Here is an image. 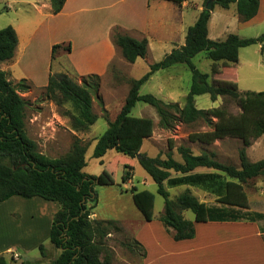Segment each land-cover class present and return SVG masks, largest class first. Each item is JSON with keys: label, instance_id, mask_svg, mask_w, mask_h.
Wrapping results in <instances>:
<instances>
[{"label": "trees", "instance_id": "1", "mask_svg": "<svg viewBox=\"0 0 264 264\" xmlns=\"http://www.w3.org/2000/svg\"><path fill=\"white\" fill-rule=\"evenodd\" d=\"M49 1L51 12L56 14L62 9L65 0ZM169 1L180 5L186 0ZM206 1L204 0V4ZM214 4L222 8L235 4L240 20L247 21L256 15L259 0H214L210 10L202 8L195 22L187 28L184 43L173 47L160 60L150 63L149 70L143 76L130 80V88L119 112L97 137L92 152L93 157L100 158L113 149L137 158L157 184V192L164 198V208L158 219L167 231L173 230L172 238L175 241L190 239L195 235L194 222L181 214L184 209L193 212L195 222L238 219L228 217L222 209L208 206L189 191L172 199L164 182L172 186L205 185L216 174L195 170L212 169L226 177L221 182L217 202L226 206L249 208L245 183L257 176L264 179V158L251 161L246 153V148L254 140L264 137V90L241 93L235 86L209 82L211 75L218 74L221 67H233L232 64L238 62L240 48L261 44V50H264V33L246 38L235 33H228L222 40L209 38L208 21ZM112 39L128 62L144 58L148 52L146 38L137 39L114 30ZM17 41L16 31L12 26L0 29V62L13 57ZM53 51L54 46L52 53ZM200 52H204L206 58L212 61L211 73L200 71L193 63L192 58ZM177 63L186 64L191 72L190 87L183 105L177 101H164L152 93L139 92L141 85L154 72ZM99 86L100 78L97 74L81 76V80L77 82L65 73H50L45 91L47 95L57 97V103L64 101L70 104L71 110L67 113L73 130L86 131L98 118L93 110V102L95 98L99 100ZM30 88L31 84L26 78L13 83L7 77V72L0 68V202L17 195L23 198L39 197L57 205L48 238L59 253L46 264H106L107 261L100 260L98 255L104 249L103 239L114 225V220L90 217V206L87 204L90 202L91 206H95L97 195L94 185L98 181L95 175L83 170L87 145L75 137L69 151L62 156L48 157L41 153L36 142L27 135L25 127L28 101L21 93ZM201 94H208L212 100L219 96L230 98L237 103L240 111L230 114L219 107L197 108L195 97ZM138 101L154 108L158 125L163 129H172L178 122L192 123L198 120L211 128L190 133L188 139L191 141L210 144L224 137L239 138L243 144L238 150L239 164L222 163L215 159L212 151L203 150L195 154L183 144L176 147L179 159L171 154L161 158L140 152L144 139L152 135L154 121L150 117H131V111ZM124 168L121 183H126L133 177L134 167L127 163ZM128 191L143 218L151 221L155 194L146 188L138 189L135 185H131ZM263 217L264 214H260L253 218ZM134 244L141 246L136 240ZM39 250L44 253L43 244L39 245ZM19 258L20 255L18 258H14L12 254L8 258L0 255V264H43Z\"/></svg>", "mask_w": 264, "mask_h": 264}, {"label": "rangeland", "instance_id": "2", "mask_svg": "<svg viewBox=\"0 0 264 264\" xmlns=\"http://www.w3.org/2000/svg\"><path fill=\"white\" fill-rule=\"evenodd\" d=\"M129 1L105 0L102 4L105 7L101 6L88 13L78 12L76 15L82 17L83 20L86 17L94 18V23L82 21L65 31L53 24L55 17L46 16V11L39 14L32 4L22 3L19 0H0V29L12 26L19 42L15 59L0 62V68L7 72V77L13 83L26 78L31 84L29 90L21 93L28 101L25 127L27 135L36 142L41 153L48 157L62 156L69 151L75 137L87 145L86 165L83 170L95 175L98 181L94 185L97 195L95 206H91L90 202L87 204L90 206V217L114 220V225L103 239L104 249L99 253V259L107 261L106 264H144L147 255V264H194L195 256L191 252L193 242L175 241L172 238L173 230L167 231L159 221L158 218L164 208V198L157 192V184L139 164L137 158H131L113 149L108 150L100 158L92 156L97 137L105 131L109 121H112L119 112L130 88V80L143 76L149 70L150 63L160 60L172 47L181 45L187 28L198 17V10L189 6L184 8L181 16L174 22L172 13L164 9L163 14L169 18V21L165 31H162L163 40L150 39L148 52L144 58L139 57L133 63L128 62L113 43L114 49H112L109 60L102 63L109 51L103 45L95 46L93 39L101 35L104 28L103 21L109 20L114 12H116L114 16L118 13L121 19L127 21ZM193 1L199 5L202 3V0ZM203 4L202 8H205L206 2ZM162 9L161 5H157L153 7L148 16L155 17L161 13ZM212 12L209 32V37L212 39L223 37L225 33H235L240 37H256L264 33V16L257 22L242 26L238 15L232 14V9L226 10L214 4ZM42 21L44 22L40 24ZM115 30L121 34L141 37L129 28V31H122L118 28ZM159 32L152 31L151 33L156 35ZM65 34L72 39L68 45L61 42ZM56 42L59 44L53 45ZM18 57H20L19 60H17ZM192 61L200 71L211 73L212 61L206 58L204 52L196 54ZM49 73H65L77 82L81 80V76L87 74L99 75V100L95 98L93 102V110L98 118L89 129L86 131L73 130L67 113L71 110L70 104L61 100L57 103V97L46 94V77ZM190 82L191 72L188 66L184 63H177L154 72L141 85L139 92L141 94L152 93L164 101H177L183 105ZM209 82L235 86L241 93L264 90V51H261V46L253 44L240 48L238 62L233 67L224 68L220 75H211ZM195 105L201 109L223 108L230 114H237L240 111L234 100L220 96L212 100L208 94L197 95ZM131 117H150L154 121L152 135L144 139L140 148V152L150 157L165 158L171 154L175 159H179L176 147L183 144L195 154L203 150L212 151L215 159L222 163L239 164L238 150L243 146L239 138L224 137L210 144L188 139L190 133L211 129L202 120L192 123L178 122L172 129H163L158 125V117L154 108L141 101L133 107ZM131 127H133V122ZM251 157L253 159L264 157V150H259L255 155L251 154ZM127 163L134 167L133 177L126 183H121V176L125 170L124 165ZM195 171L211 172L216 175L205 185L172 186L164 182L170 198L175 199L180 193L189 191L208 206L222 209L228 217L252 219L264 214V179L262 176L252 178L245 183V192L250 206L249 208H238L217 202L218 194L221 192V182L226 179L223 173L208 168H198ZM131 185H135L138 189H149L155 194L151 221H146L134 205L128 191ZM38 199L42 200L38 197L35 200ZM50 204L55 203L50 202ZM28 207L23 208L26 228L29 224L26 212ZM33 207L36 208V206ZM181 214L195 223L191 210L184 209ZM42 233H44L43 228L40 229V234ZM135 240L141 246L135 245ZM41 244L47 248L45 253H41L38 247L24 254L19 260H40L44 263L52 261L59 250L50 243L49 239L47 243L43 241ZM185 250L187 253L182 254Z\"/></svg>", "mask_w": 264, "mask_h": 264}, {"label": "crops", "instance_id": "3", "mask_svg": "<svg viewBox=\"0 0 264 264\" xmlns=\"http://www.w3.org/2000/svg\"><path fill=\"white\" fill-rule=\"evenodd\" d=\"M19 1L22 3L27 2L32 4L39 14H43V12L46 11V16L49 15V17H55L56 20H54L53 24H56V27L60 29L62 28L65 31H68L69 28L76 23H82V21H90L94 23V18L86 17L83 20V18L76 15V13L91 12L95 9L101 8V6H104L102 4L105 3V0H65L62 9L58 13L53 14L51 12L49 0ZM203 2L204 0H202L201 5H199V3L193 0H186L178 5L169 0H130L127 3V16L129 15L127 21L121 19L118 13V16L116 15L117 17L114 16L116 13L114 12L109 20L103 21L104 28L101 35H98V37L93 39L95 46L103 45L110 52H108L106 59L104 61L102 60V63L108 61L111 56V52H113L112 49H114V44L111 32H113L115 28L122 31H127L129 28V30L135 31L141 36L137 37V39L146 38L149 46L150 39L157 38L160 41L163 40L162 31H165L166 25L169 21V18L163 14L164 9L168 10L167 12L172 13L175 22L178 20L179 16H181L184 8L186 7L190 6L196 8L199 14L202 10ZM157 5H161L163 8L161 13L155 17L148 16L149 12L151 14L153 7ZM223 9H232V14H237L235 4H231L229 8ZM212 14L213 12L211 11V16L208 21V36L210 32ZM263 16L264 0H259L256 15L247 21H239L242 26H245L259 21ZM43 22L44 21L40 24ZM140 25L141 27H139ZM152 31L160 32L159 34L154 35L151 33ZM227 34L228 33H225L223 37H217L213 40H222ZM63 36L64 37L61 39V42L64 45H68L70 41L72 42V39L68 34ZM183 43L184 41H182L181 45ZM18 44L19 42L17 41L14 55L8 61H13V59H15L14 57H16L18 53ZM54 44H59V42L53 43V45ZM259 45L261 46V44ZM20 57H18L17 60H19ZM103 57L105 58V55H103ZM233 65L235 64H232V66ZM222 69L223 67H221L220 72L216 75H220L223 71ZM46 78L48 80V76ZM255 150L256 152L264 150V137L261 136L257 138L246 148L247 156L251 161H257L264 158L253 159L251 154L255 155ZM35 199H37V197L23 198L16 195L0 202V255H4L8 258L13 252L18 253L20 257H22L24 254L38 248L43 241H46L47 243L52 218L57 210V205H52L50 204L51 201L47 202L44 199ZM24 206H29L26 210L27 221L29 223L27 228L24 215L25 211L23 209ZM33 206H36V208ZM40 208L42 209L40 210ZM194 227V237L184 239L193 242L191 252L195 256L194 264H264V217L260 219L252 218L195 222ZM41 228H43L44 231L42 235L40 234ZM45 249L47 248L44 246V253ZM187 250L183 251L182 254L187 253ZM147 257L148 256L146 255L144 264H147ZM40 262L46 264L42 261Z\"/></svg>", "mask_w": 264, "mask_h": 264}, {"label": "water", "instance_id": "4", "mask_svg": "<svg viewBox=\"0 0 264 264\" xmlns=\"http://www.w3.org/2000/svg\"><path fill=\"white\" fill-rule=\"evenodd\" d=\"M214 0H207L205 4V9L210 10L213 6Z\"/></svg>", "mask_w": 264, "mask_h": 264}, {"label": "built area", "instance_id": "5", "mask_svg": "<svg viewBox=\"0 0 264 264\" xmlns=\"http://www.w3.org/2000/svg\"><path fill=\"white\" fill-rule=\"evenodd\" d=\"M14 258H18L19 254L18 253H13L12 254Z\"/></svg>", "mask_w": 264, "mask_h": 264}]
</instances>
